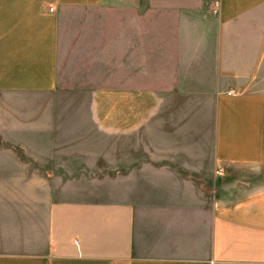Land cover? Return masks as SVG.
Returning <instances> with one entry per match:
<instances>
[{
    "label": "rangeland",
    "instance_id": "obj_1",
    "mask_svg": "<svg viewBox=\"0 0 264 264\" xmlns=\"http://www.w3.org/2000/svg\"><path fill=\"white\" fill-rule=\"evenodd\" d=\"M217 10L133 0L61 11L56 90L0 93V251L27 250L67 201L134 204L141 256L206 252L215 204L264 184L263 166L214 162Z\"/></svg>",
    "mask_w": 264,
    "mask_h": 264
},
{
    "label": "crops",
    "instance_id": "obj_2",
    "mask_svg": "<svg viewBox=\"0 0 264 264\" xmlns=\"http://www.w3.org/2000/svg\"><path fill=\"white\" fill-rule=\"evenodd\" d=\"M115 1L133 0H0V93L55 91L61 11ZM217 9L214 162L222 170L264 167V0H217ZM137 210L129 203H53L38 241L21 252L0 251V264H264V184L215 204L201 256L137 254Z\"/></svg>",
    "mask_w": 264,
    "mask_h": 264
},
{
    "label": "built area",
    "instance_id": "obj_3",
    "mask_svg": "<svg viewBox=\"0 0 264 264\" xmlns=\"http://www.w3.org/2000/svg\"><path fill=\"white\" fill-rule=\"evenodd\" d=\"M51 11H53V9H51Z\"/></svg>",
    "mask_w": 264,
    "mask_h": 264
}]
</instances>
